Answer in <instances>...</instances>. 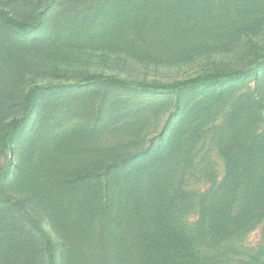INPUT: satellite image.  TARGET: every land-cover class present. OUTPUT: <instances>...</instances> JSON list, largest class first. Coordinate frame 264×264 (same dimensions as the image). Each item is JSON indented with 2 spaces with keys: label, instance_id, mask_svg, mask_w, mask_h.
Wrapping results in <instances>:
<instances>
[{
  "label": "rangeland",
  "instance_id": "obj_1",
  "mask_svg": "<svg viewBox=\"0 0 264 264\" xmlns=\"http://www.w3.org/2000/svg\"><path fill=\"white\" fill-rule=\"evenodd\" d=\"M0 10L32 27L21 36L0 19V264H179L175 233L199 220L200 195L264 177V0H0ZM237 70L247 74L235 83L178 86ZM226 127L237 136L226 140ZM177 148L182 204L162 215V252L149 199L163 196L164 176L150 177ZM228 211L226 223L262 214L225 241L223 261L264 264V204L239 190Z\"/></svg>",
  "mask_w": 264,
  "mask_h": 264
},
{
  "label": "trees",
  "instance_id": "obj_2",
  "mask_svg": "<svg viewBox=\"0 0 264 264\" xmlns=\"http://www.w3.org/2000/svg\"><path fill=\"white\" fill-rule=\"evenodd\" d=\"M226 6L227 5L225 3V8ZM201 8H205V6H202ZM1 17H3V19H6V22H4L3 24L7 29L16 31V33L21 36H28L32 32L31 26L14 20L12 17H9V15L5 11L0 10V19ZM246 74L247 72L241 70L223 72L218 71L216 73L208 74L204 77H198L181 82L178 86L179 88H183L184 86L198 84L200 81L215 82L220 79H225L230 83H235ZM32 96L33 93H30L28 98ZM23 122L24 119L20 121H14V123H18V127L22 126ZM222 134L226 140H230L237 136V130L233 127H226L224 128ZM180 150L183 149H176L171 163H169L168 165H160V167L157 168V171L150 177V179L155 180L158 177L164 176V178L162 179L158 178V182L164 183V188H162V190L164 191L163 196H161L162 194L160 193L157 197H155V199H152L151 197L149 199L150 203H157V207L152 210V213L154 212V214L151 216V220H154V223L158 228V232L161 234L157 239V244L159 250L162 252L163 250L168 251L169 248L166 244V241L164 240L168 232V227L165 226L164 221H162V215L166 209L170 212L172 208L176 207L177 203H181L176 198L180 197V195L177 194L176 190L174 189L176 175L186 169V160H184L186 155L181 157L184 152L179 153ZM150 153L151 150H147L143 153V156L145 158H148ZM170 156L171 155L165 157ZM133 158L134 156L130 157L127 160H124L121 164L109 166L108 172H111V169H113V172H117ZM67 159L68 157H65L63 160L66 161ZM84 176L86 177V174L79 175L70 180L72 182H76L84 179ZM256 176L257 175L254 174L245 175L240 179V181L237 177L232 176L230 178V182L228 183L227 189H225L223 185L214 184L210 189L206 190L200 195L199 220L193 225L191 229H187L186 226H182L181 224H179V226L182 228L179 227V232L175 233L176 244L178 245L179 264H184L183 262L188 252L191 253V255L189 256V258L191 259V264H228V261H223V258L228 257L229 248L225 241L230 240L231 235H234L238 231L243 229V225L255 222V220L259 216H261L262 213L256 211L252 218L247 221H241L239 223H226L224 217L226 216V213L229 214L230 211H228V208L232 205V199L236 200L239 190H242L245 201L249 202L250 205H254V209L256 208L257 204H264V177L261 178L258 176L257 178ZM239 182V186L235 185ZM260 183L262 190L261 193L256 195V186ZM16 184H18V182ZM152 184L153 183H150V186ZM182 193L183 192H181V194ZM54 201L55 203L53 204V206H50V210L53 212L60 211L62 206L56 203L58 202L57 198H54ZM90 202L95 201H89V203H87V205H85L83 208L86 211H95L93 213L94 216V214L100 211V208L98 207L96 202V205ZM8 212L9 214L13 213V211ZM14 216H16V214ZM248 217H251V214H249Z\"/></svg>",
  "mask_w": 264,
  "mask_h": 264
}]
</instances>
